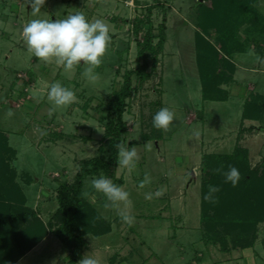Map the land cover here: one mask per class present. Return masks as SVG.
<instances>
[{
	"label": "rangeland",
	"instance_id": "374dc122",
	"mask_svg": "<svg viewBox=\"0 0 264 264\" xmlns=\"http://www.w3.org/2000/svg\"><path fill=\"white\" fill-rule=\"evenodd\" d=\"M205 1L45 0L41 17L55 20L83 11L89 18H103L109 24L111 44L95 69L97 80L90 82L82 75L85 65L69 72L34 57L22 36L24 24L35 18L31 6L27 0H0V131L8 135L16 152L12 166L28 206L45 221L58 208L59 183L72 182L82 161L99 155L100 146L107 144L102 120L107 115V97L122 86L127 71L137 68V42L145 34H134L133 21L147 16L148 5L157 4L153 26L157 31L161 23L166 25L167 40L157 68L152 71L150 62L152 76L141 86L134 79L137 88L124 115L128 133L123 143L136 147L139 160L131 172L119 166L113 169L114 180L121 179L130 193L134 223L122 222L114 209L105 208L103 194L91 186L93 177L87 178L84 194L112 222V231L87 236L82 256L90 252L101 264H264V224L259 226L253 246L242 248L236 243L231 248V244L228 252L207 243L203 236L202 155L228 154L241 145L249 150L252 166L264 159V34L259 33L260 26L240 29V40L255 41L249 40L245 52L232 58L236 66L233 80L221 85L228 100L204 101L196 33L199 9ZM256 8L264 16V0ZM208 38L218 44L217 34L212 32ZM221 69L228 73L225 65ZM55 80L73 88L78 99L49 115L52 105L47 90ZM256 96H262L258 101L261 119L242 122L245 102ZM162 107H170L176 114L167 130L152 125L153 114ZM241 125L247 131L240 134ZM252 126L255 128L249 129ZM144 135L155 140L144 142ZM27 176L32 183L25 181ZM156 191L159 196L145 199V193ZM69 254L50 234L17 264H53L54 260L67 264Z\"/></svg>",
	"mask_w": 264,
	"mask_h": 264
},
{
	"label": "trees",
	"instance_id": "16d2710c",
	"mask_svg": "<svg viewBox=\"0 0 264 264\" xmlns=\"http://www.w3.org/2000/svg\"><path fill=\"white\" fill-rule=\"evenodd\" d=\"M259 1L206 0L201 4L196 47L204 101L228 100V94L221 85L233 80L236 66L232 58L236 53L245 52L249 40L255 41L240 40V29L245 25H250L251 29L260 26L259 33L264 34V16L256 8ZM156 7L157 4L148 5L147 16L133 21L134 34H145L137 42V68L127 71L122 86L107 97V115L102 119L106 123L104 136L107 144L100 146L99 155L82 161L72 182L59 183L56 189L58 208L48 221L28 206L26 194L17 182L18 172L12 166L16 152L9 145L8 135L0 131V264H17L50 234L55 235L69 251L67 264H77L87 246V236L100 237L112 231V222L104 218L84 194L85 180L101 174L115 179L113 169L118 166L116 145L123 143V136L128 133L124 115L127 101L137 88L134 79L141 86L152 76L148 70L150 62L152 71H155L167 40L165 22L157 27V31L153 26L152 14ZM211 31L217 34V45L208 38ZM223 65L228 73L221 69ZM260 98L262 96H256L254 100L245 102L242 122L261 119ZM241 126L240 134L247 131ZM143 139L144 142L155 140L147 135ZM201 164L200 221L204 240L218 244L222 251L227 252L231 244V248L253 246L258 228L264 224V159L260 165L252 166L249 150L236 145L228 154H203ZM229 166H235L240 171L241 177L236 186L224 181L222 172ZM25 181L32 183L30 176ZM115 181L123 185L121 179ZM210 184L220 189L215 193L217 199L214 202L203 199ZM236 238L240 239L239 242Z\"/></svg>",
	"mask_w": 264,
	"mask_h": 264
},
{
	"label": "clouds",
	"instance_id": "9594fccd",
	"mask_svg": "<svg viewBox=\"0 0 264 264\" xmlns=\"http://www.w3.org/2000/svg\"><path fill=\"white\" fill-rule=\"evenodd\" d=\"M44 3L45 0H27L35 17L28 20L22 28L27 50L39 61L54 62L65 71L70 72L78 66L85 65L82 75L86 80L95 82L98 78L95 69L102 64L111 44L109 24L103 18H89L83 11L71 12L55 20L50 16L41 17L39 13ZM47 99L52 105L48 109L49 115H52L56 108L70 105L78 97L73 88L66 86L60 80H55L49 84ZM175 119L176 114L170 107H162L153 114L152 125L157 129L167 130ZM195 135H199V132ZM116 147L118 166L131 172L139 160L136 147L124 143L117 144ZM222 175L224 181L230 182L233 186L238 184L241 177L239 169L235 166H229L226 171L222 172ZM147 179L146 176L145 181H141V187ZM90 183L97 193L103 194L105 208L114 209L122 222L129 225L134 223L130 193L124 186L115 183L109 176L103 174L93 177ZM219 190V186L210 184L203 199L214 202L217 199L215 193ZM159 195V191L147 192L145 199L150 200L153 196ZM53 264H56L55 260ZM77 264H101V261L88 252Z\"/></svg>",
	"mask_w": 264,
	"mask_h": 264
},
{
	"label": "water",
	"instance_id": "95a60500",
	"mask_svg": "<svg viewBox=\"0 0 264 264\" xmlns=\"http://www.w3.org/2000/svg\"><path fill=\"white\" fill-rule=\"evenodd\" d=\"M202 1V0H201Z\"/></svg>",
	"mask_w": 264,
	"mask_h": 264
}]
</instances>
